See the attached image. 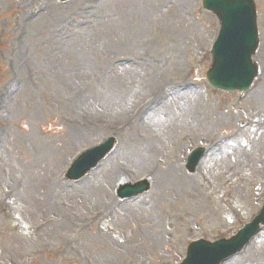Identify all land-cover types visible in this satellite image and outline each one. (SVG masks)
Returning <instances> with one entry per match:
<instances>
[{"label":"rangeland","instance_id":"1","mask_svg":"<svg viewBox=\"0 0 264 264\" xmlns=\"http://www.w3.org/2000/svg\"><path fill=\"white\" fill-rule=\"evenodd\" d=\"M255 3L259 75L230 94L205 79L218 23L201 0H0V94L16 87L0 95V264H176L189 242L230 237L258 213L264 0ZM109 136L106 161L65 181L71 161ZM243 142L244 155L224 158ZM200 146L206 157L189 175ZM121 172L123 182L148 176L150 191L119 201ZM263 260L264 230L225 264Z\"/></svg>","mask_w":264,"mask_h":264},{"label":"water","instance_id":"2","mask_svg":"<svg viewBox=\"0 0 264 264\" xmlns=\"http://www.w3.org/2000/svg\"><path fill=\"white\" fill-rule=\"evenodd\" d=\"M205 7L212 9L220 18L222 23L221 38L214 47V67L210 71L211 84L217 88L234 89L238 85L236 77L247 81L254 76L255 71L250 63V54L254 49L252 18L248 12L250 4L247 0H205ZM252 15V14H251ZM231 73L228 80V74ZM225 84V85H223ZM230 86V87H229ZM106 150L98 154L97 151L90 152V159L84 163L78 172L68 174L69 179H77L91 169L102 157ZM197 156L191 162L197 160ZM81 160V159H80ZM75 166L83 163V159ZM74 166V167H75ZM193 163L189 169H191ZM134 190L126 188L122 190L124 194H132ZM264 222V210L255 223L242 231L239 236L231 242H221L215 245L199 244L191 247L184 264H219L230 254L240 250L241 246L247 242L248 238L256 231L257 224Z\"/></svg>","mask_w":264,"mask_h":264},{"label":"bare ground","instance_id":"3","mask_svg":"<svg viewBox=\"0 0 264 264\" xmlns=\"http://www.w3.org/2000/svg\"><path fill=\"white\" fill-rule=\"evenodd\" d=\"M176 97L174 96V99H175ZM256 124V123H255ZM255 126V125H254ZM255 131H253V130H251V133L253 134ZM252 137H254V136H252ZM231 145V150L232 151H225V156H224V158H227V156H229V155H227L228 153H237L238 152V154H239V156H242V155H244L245 154V150H246V148L248 147L247 146V143H245V142H243V143H235V144H230ZM228 146V145H227ZM220 146H218V142H215V143H213V148L214 149H218ZM231 158V157H230ZM231 160H232V158H231ZM216 167H217V165H216ZM209 168L210 169H214L215 168V166H213V164H211L210 166H209ZM122 173V172H121ZM125 173V172H124ZM122 175L123 174H121V175H119V176H115V178H114V182H120V181H122ZM214 176H215V173L213 174ZM175 177L176 178H178L180 181H182V182H187L186 181V179L184 178V177H182V174H181V170H179V169H177L176 170V173H175ZM198 179L200 180V183L202 184V183H204L205 185H208L209 183H210V179L207 177V175H206V173H204L203 172V169H202V171H201V173L198 175ZM110 182H112V181H110ZM164 182V179H163V181H162V183ZM260 258H262V257H260ZM244 259V258H243ZM243 259L241 260L243 263H246L245 261H247V259H245L244 261H243ZM83 264H85V263H83ZM109 264H111V263H109ZM259 264H264V260L263 261H260L259 262Z\"/></svg>","mask_w":264,"mask_h":264}]
</instances>
